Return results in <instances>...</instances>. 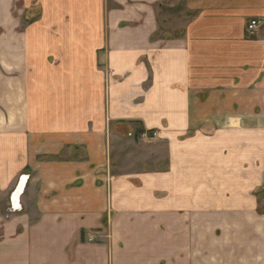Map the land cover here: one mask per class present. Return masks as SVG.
Here are the masks:
<instances>
[{"label": "crops", "instance_id": "obj_1", "mask_svg": "<svg viewBox=\"0 0 264 264\" xmlns=\"http://www.w3.org/2000/svg\"><path fill=\"white\" fill-rule=\"evenodd\" d=\"M0 264H264V0H0Z\"/></svg>", "mask_w": 264, "mask_h": 264}, {"label": "built area", "instance_id": "obj_2", "mask_svg": "<svg viewBox=\"0 0 264 264\" xmlns=\"http://www.w3.org/2000/svg\"><path fill=\"white\" fill-rule=\"evenodd\" d=\"M259 23H260L259 19L250 20V22L247 25V30L248 31H253L254 29H256V27L259 25Z\"/></svg>", "mask_w": 264, "mask_h": 264}, {"label": "water", "instance_id": "obj_3", "mask_svg": "<svg viewBox=\"0 0 264 264\" xmlns=\"http://www.w3.org/2000/svg\"><path fill=\"white\" fill-rule=\"evenodd\" d=\"M24 184H25V181L20 180V182H19V184L17 186V189H16L15 197H17L22 192Z\"/></svg>", "mask_w": 264, "mask_h": 264}]
</instances>
